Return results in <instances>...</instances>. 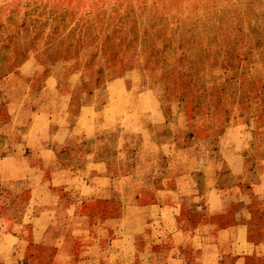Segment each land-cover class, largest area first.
Here are the masks:
<instances>
[{"label": "crops", "instance_id": "crops-1", "mask_svg": "<svg viewBox=\"0 0 264 264\" xmlns=\"http://www.w3.org/2000/svg\"><path fill=\"white\" fill-rule=\"evenodd\" d=\"M27 74H0V173L11 166L28 181L24 220L12 223L29 225L26 236L0 233L1 264H221L249 247L264 255V236L251 243L245 225L217 220L231 206L235 218L248 214L219 171L241 172L236 144L195 167L150 89L116 77L78 91L54 71L33 89Z\"/></svg>", "mask_w": 264, "mask_h": 264}, {"label": "rangeland", "instance_id": "rangeland-1", "mask_svg": "<svg viewBox=\"0 0 264 264\" xmlns=\"http://www.w3.org/2000/svg\"><path fill=\"white\" fill-rule=\"evenodd\" d=\"M20 68L33 89L53 71L78 91L116 77L150 89L195 167L236 144L241 172L219 171L248 214L231 206L217 220L245 225L251 243L264 236V0H0V74ZM10 170L0 173V233L26 236L29 225L12 220H24L28 181ZM249 249L221 264H264Z\"/></svg>", "mask_w": 264, "mask_h": 264}]
</instances>
